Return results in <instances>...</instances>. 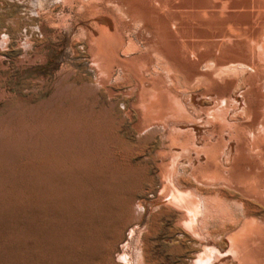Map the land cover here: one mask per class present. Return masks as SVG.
Listing matches in <instances>:
<instances>
[{"label":"bare ground","instance_id":"bare-ground-1","mask_svg":"<svg viewBox=\"0 0 264 264\" xmlns=\"http://www.w3.org/2000/svg\"><path fill=\"white\" fill-rule=\"evenodd\" d=\"M67 1L87 85L105 96L114 133L131 123L133 155L158 178L127 223L147 213L136 262L158 264L150 236L170 220L177 252L192 242L188 264H264V0ZM118 262L129 264L125 251Z\"/></svg>","mask_w":264,"mask_h":264},{"label":"rangeland","instance_id":"rangeland-1","mask_svg":"<svg viewBox=\"0 0 264 264\" xmlns=\"http://www.w3.org/2000/svg\"><path fill=\"white\" fill-rule=\"evenodd\" d=\"M67 3L0 0V264H123V251L139 264L147 213L140 226L127 223L138 201L157 196L158 178L133 155L142 143L127 133L131 123L114 133L105 96L87 85L89 62L70 42L80 21ZM172 223L150 236L152 254L188 264L192 242L179 254Z\"/></svg>","mask_w":264,"mask_h":264}]
</instances>
